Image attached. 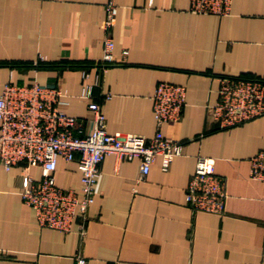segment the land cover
<instances>
[{
  "label": "crops",
  "instance_id": "1",
  "mask_svg": "<svg viewBox=\"0 0 264 264\" xmlns=\"http://www.w3.org/2000/svg\"><path fill=\"white\" fill-rule=\"evenodd\" d=\"M108 1L0 0V93L7 82L58 85L68 95L62 109L87 134L92 113L79 94L89 85L109 133L151 137L155 87L175 82L185 86L186 104L181 119L162 130L182 141L181 154L167 170L157 157L144 178L137 159L108 154L84 235L76 222L69 232L41 227L20 195L23 165L0 164V264H264V180L250 176L251 157L264 149V117L217 128L207 115L220 77L264 78V0H232L221 16L191 12L190 0H111L119 61L103 70L95 64ZM199 155L213 157L224 178L223 214L193 212L185 203ZM29 174L38 179L41 170L30 166ZM55 181L78 187L77 161L59 158Z\"/></svg>",
  "mask_w": 264,
  "mask_h": 264
},
{
  "label": "built area",
  "instance_id": "2",
  "mask_svg": "<svg viewBox=\"0 0 264 264\" xmlns=\"http://www.w3.org/2000/svg\"><path fill=\"white\" fill-rule=\"evenodd\" d=\"M231 2L190 0L189 10L195 14L221 16L230 12ZM117 10L113 1L106 3V15L102 21L103 55L96 63L103 70L119 61L115 58L112 36ZM110 97V93L103 95L104 100ZM79 98L89 100L88 108L92 113L91 130L87 134H83L82 120L62 109L68 103V95L58 85L7 82L0 93V164L6 170L23 165L26 184L20 195L22 201L33 209L41 227L69 232L76 222L77 232L84 235L100 165L108 154H115L121 160L137 159L140 178L148 174L157 157H160L161 169L167 170L172 160L181 154L182 141L166 135L162 126L181 119L186 88L172 81H160L156 85L151 98L157 127L151 137L109 133L103 104L90 100L89 85L83 86ZM207 115L217 128L264 117V78L220 77L217 99L207 106ZM59 158L77 161L78 187L57 185L55 171ZM30 166L40 168V178L35 179L29 174ZM250 176L264 180V149L251 157ZM226 197L225 181L215 172L214 158L199 155L185 189L186 205L193 212L223 214ZM77 261L84 262L80 257Z\"/></svg>",
  "mask_w": 264,
  "mask_h": 264
},
{
  "label": "trees",
  "instance_id": "3",
  "mask_svg": "<svg viewBox=\"0 0 264 264\" xmlns=\"http://www.w3.org/2000/svg\"><path fill=\"white\" fill-rule=\"evenodd\" d=\"M63 65H66V63H62ZM68 66L72 67V68H76V67H90L92 66L91 64H80V63H73V62H69V64H67ZM96 65V64H95ZM241 76H245V77H255V76H252V75H241Z\"/></svg>",
  "mask_w": 264,
  "mask_h": 264
}]
</instances>
